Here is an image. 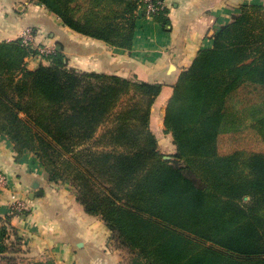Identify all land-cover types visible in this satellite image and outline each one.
Listing matches in <instances>:
<instances>
[{"label":"trees","instance_id":"16d2710c","mask_svg":"<svg viewBox=\"0 0 264 264\" xmlns=\"http://www.w3.org/2000/svg\"><path fill=\"white\" fill-rule=\"evenodd\" d=\"M30 1L70 30L124 50L138 11L146 15L145 0ZM167 13L162 4L150 15L165 26ZM35 52L20 38L0 41V135L16 154L42 162L49 180L62 178V164L84 211L132 253L131 264H264V112L225 125L264 105L262 1L242 3L171 85L163 131L172 158L150 129L161 82L70 67L61 42L29 69ZM8 218H0V264H54L19 263L5 243Z\"/></svg>","mask_w":264,"mask_h":264},{"label":"crops","instance_id":"0c3cea01","mask_svg":"<svg viewBox=\"0 0 264 264\" xmlns=\"http://www.w3.org/2000/svg\"><path fill=\"white\" fill-rule=\"evenodd\" d=\"M158 1L168 8L169 24L164 26L139 10L130 50L113 48L70 30L56 15L30 0H0V41L18 38L28 25L37 26L43 32L42 44L63 43L70 67L120 76L134 71L144 80L161 82L162 92L152 107L150 129L158 142L164 136L171 141L170 155L174 145L170 133L163 131V110L171 85L200 49L212 46L216 31L239 11L242 3L264 0ZM25 62L34 69L46 60L30 55ZM0 171L7 178L6 186L0 189V217L9 213L11 195L27 203V219L19 226L25 233L31 259H52L54 264H120L104 222L86 213L65 183L47 181L38 159L29 151L16 154L4 135H0ZM37 190L42 194L37 195ZM17 222V216L9 217L13 226Z\"/></svg>","mask_w":264,"mask_h":264},{"label":"rangeland","instance_id":"374dc122","mask_svg":"<svg viewBox=\"0 0 264 264\" xmlns=\"http://www.w3.org/2000/svg\"><path fill=\"white\" fill-rule=\"evenodd\" d=\"M146 15H147V13H146ZM150 17H152V16L150 15ZM35 27H37V26H35ZM42 35H43V32H41V30H40L39 36H37L38 42H40V43L43 40L42 38H44V37H42ZM42 42H44V40ZM44 58L45 57H40L41 60ZM126 100H127V96H124L120 100V102L118 103V106L116 109H120V107L123 106V104L125 103ZM263 112H264V105L263 106L258 105V106L248 107L246 109L241 110L240 112H237V113L231 115L229 117L228 121L225 123V125H226V127H235V126H242V125L248 124L253 120V118L256 115H260ZM109 125H110L109 121H107L103 125H101L100 128L98 129V131L96 132V136L100 135L102 133V131ZM170 142L171 141H169V139H166L165 136L163 138H160V140H159L160 151L165 153L166 155H167V152L170 151V149H169ZM90 143L93 144V141H90ZM95 145L96 144L94 143V146ZM95 147L101 148L102 146L100 144H98ZM40 164L42 165V162H40ZM57 165H59V167H60L59 169H60V173L62 175L61 179H59L58 181L49 180L46 176L47 174H46V171L43 167L44 177L46 178L47 181H50V182H53L56 184L65 183V185L68 187L69 191H72L75 193L76 200H77L78 193H77V188L74 185V180L67 173H65L62 170V164L58 163ZM245 198H248V197L246 196ZM27 207H28V205H27ZM28 212H29L28 208L25 209L24 212H22L20 214H15L14 212L9 211V213H7V215H5L4 217H0L1 220H6L7 216L8 217L17 216L19 219V224H18V222L16 225L14 224V226L11 223L7 224V230H8L7 231V239L5 240V243L8 245L9 249H13L15 251L13 253V255L16 257V260L19 263H27L29 260H34V259L30 258L31 254H30V250L28 247L27 239L24 236L25 233L22 231V227H21L22 225L19 226L20 224H22V222L26 221L27 216H28ZM111 247L118 253L120 264H131L132 257H133L132 253H129L128 249L119 246L117 240L114 237L111 238Z\"/></svg>","mask_w":264,"mask_h":264},{"label":"built area","instance_id":"2783aa9c","mask_svg":"<svg viewBox=\"0 0 264 264\" xmlns=\"http://www.w3.org/2000/svg\"><path fill=\"white\" fill-rule=\"evenodd\" d=\"M146 1V13L150 16L156 10L162 8V3L159 1L154 2L152 0H145ZM40 32L39 27H35L33 25L26 26L21 32L18 38H20V42L22 45L30 47L34 49L36 52L31 56H38V57H46L47 55L53 53L55 51L54 44H42L38 42L37 36ZM45 59V58H44ZM7 178L6 175L0 171V189L6 186ZM11 201L9 204V210L14 212L15 214H20L27 209V203L18 198L15 194L11 195Z\"/></svg>","mask_w":264,"mask_h":264},{"label":"water","instance_id":"95a60500","mask_svg":"<svg viewBox=\"0 0 264 264\" xmlns=\"http://www.w3.org/2000/svg\"><path fill=\"white\" fill-rule=\"evenodd\" d=\"M164 158H166V159H167V158H172V156L164 155ZM34 187H37V185L35 184ZM36 193H37V195H41V194H42V192H41L40 190H37ZM32 195H33V194H32Z\"/></svg>","mask_w":264,"mask_h":264}]
</instances>
